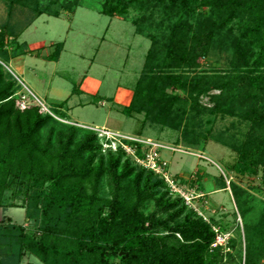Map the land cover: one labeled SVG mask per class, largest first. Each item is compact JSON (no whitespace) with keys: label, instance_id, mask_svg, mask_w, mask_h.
<instances>
[{"label":"trees","instance_id":"trees-1","mask_svg":"<svg viewBox=\"0 0 264 264\" xmlns=\"http://www.w3.org/2000/svg\"><path fill=\"white\" fill-rule=\"evenodd\" d=\"M6 1L10 17L16 5L33 14L19 30L10 21L0 26V208L16 207L8 200L24 195L29 225L2 220L0 264H33L32 258L42 264H242L236 232L226 262L222 248L212 247L223 214L206 220L122 143L105 149L111 139L68 119L62 111L68 100L52 114L18 105L23 85L6 61L33 54L18 43L21 34L35 18L75 13L82 2ZM96 8L110 17L134 8L136 33L151 41L132 101L122 109L134 119L144 116L140 132L147 125L177 130L176 145L187 147H198L209 134L238 153L235 176L222 175L219 186L231 191L244 220V264H261L264 198L242 182L264 167V0H100ZM217 45L230 61L209 69L202 60L208 62ZM63 49L58 43L45 58L58 61ZM204 96L211 105L202 103ZM206 115L207 135L200 131ZM227 117L247 125L243 137L228 134L231 128L215 136L214 125ZM122 141L137 145L142 156V144Z\"/></svg>","mask_w":264,"mask_h":264},{"label":"rangeland","instance_id":"rangeland-1","mask_svg":"<svg viewBox=\"0 0 264 264\" xmlns=\"http://www.w3.org/2000/svg\"><path fill=\"white\" fill-rule=\"evenodd\" d=\"M45 2L47 3V0ZM81 2L82 5L75 13H62L60 17L45 14L35 18L21 34L18 43H26L33 54L13 57L6 61L8 71L23 85L18 105L27 107L38 104L33 96L36 95L50 109L57 112L56 104L68 100L62 111L65 114L68 112L70 121L101 131L104 129L110 134L138 137L149 142V148H145L147 153L156 152L158 157L167 162L168 173L173 178L170 180L175 182L173 185L177 189L180 188L191 198L195 190L196 194L205 195L204 198L192 200L193 206L198 207L200 212H205L208 218H221L219 214H223L221 225H227L228 228L215 225L217 228L221 227L224 234L221 236H224L225 244L219 246L225 257L223 261L226 262V253L229 251L226 241L232 240L236 232V251L241 249L244 264V220L237 211L231 191L221 188L207 195L205 190V182L216 181L220 185L218 179L222 175L227 177L226 179L235 176L232 168L238 159V153L216 142L209 134L205 137L207 140L203 139L198 147H187L183 144L176 145L177 139L182 135L177 130L147 125L141 133L144 116L138 115L134 119L122 112L132 101L133 91L151 44L148 37L136 33V25L133 22L139 14L132 8L124 16L110 17L102 15L96 8L100 0ZM9 13V3L0 0V26L10 21L17 30L27 25L33 14L28 8L19 5L13 7L12 17ZM58 43H64L60 59H46V56L55 51V45ZM11 47L12 45L9 46L10 51ZM207 61L202 60V63L209 69L227 67L230 53L217 45ZM202 103L211 105L207 96L202 98ZM210 117L206 115L203 118L200 131L205 134L211 127V123L207 122ZM234 123L241 127L243 133H239V128H233ZM228 128H231L228 134L234 132L243 137L247 125H241L240 120L235 117L219 119L214 125L215 136ZM172 147L176 150H172ZM129 154L135 161L134 156ZM242 183L249 188L253 196L264 198V167L258 175H249ZM109 189L110 187H107L106 191ZM193 189L194 191H191ZM172 194L181 196L178 192L172 191ZM24 200V195L8 200L7 203L14 201L17 206L5 205L0 208V224L3 219L10 218L16 223L28 226L25 208L21 207ZM254 219L255 216L249 215L250 221ZM236 254L238 255V252ZM32 261L33 264H42L35 258H32ZM261 264H264V261Z\"/></svg>","mask_w":264,"mask_h":264},{"label":"built area","instance_id":"built-area-1","mask_svg":"<svg viewBox=\"0 0 264 264\" xmlns=\"http://www.w3.org/2000/svg\"><path fill=\"white\" fill-rule=\"evenodd\" d=\"M33 96H34V98L36 99V101L38 103V104H35V105H39L43 112H48V113L52 114V112L50 111L51 109L43 101H41L36 95H33ZM22 108H24V107H22ZM94 129H96L100 133V136H106L108 139L112 140L111 143L108 142V143L104 144V148L105 149H107L109 147H111L113 149H117L118 144L122 143L123 148L128 153H131L134 156L135 161L138 164H140V165H142V166H144V167H146L148 169H151L155 173L160 174L162 177H164V179H166L167 183L169 184V187H170L171 191H173L175 193L178 192L185 199L186 204L189 205V207L195 209L206 220L209 219L206 216L205 212H200L198 207H196L195 205L194 206L192 205V200H194L195 198H204L205 195H203V193H200L201 195H198V194H196V190L194 191V189H193L191 191H194V194L191 195L192 196V198H191L190 196H187L186 194H184L180 188L177 189V187H175V185H173V183H175V182L173 180H170V179H173V178L168 173V168H167L168 164H167V162L163 161V159L161 157H158V154L156 152L155 153H147V150L145 148L146 147H147V149L149 148V145H147L149 142H145V141H143L142 139H140L138 137L134 138V137H129V136H125V135H122V136L121 135H115V134H110L108 131H106L104 129L102 131H101V129H97V128H94ZM122 139H128V140L136 141V142L142 144V152H143L142 156H139L137 154V147H138L137 145L132 146V145H130L128 143H124L122 141ZM115 144H117V145H115ZM144 149H145V151H144ZM174 149L175 148L172 147V150H174ZM227 182H228V186L230 187V181L227 180ZM187 192H188V190H187ZM213 229L216 232L217 236H216L215 242L212 244V247L216 248L218 246L224 245L225 244L223 242L224 236L223 237L221 236V235H224V234L222 233L221 229L217 228L216 226H214ZM228 242L229 241L227 240L226 244H228Z\"/></svg>","mask_w":264,"mask_h":264},{"label":"crops","instance_id":"crops-1","mask_svg":"<svg viewBox=\"0 0 264 264\" xmlns=\"http://www.w3.org/2000/svg\"><path fill=\"white\" fill-rule=\"evenodd\" d=\"M84 91L85 90H83V92ZM205 185H206L205 186V190L207 191L206 192L207 195H209V192L212 193V192H215V191H219V189H221L216 181H213V182L210 181L209 183L205 182Z\"/></svg>","mask_w":264,"mask_h":264}]
</instances>
